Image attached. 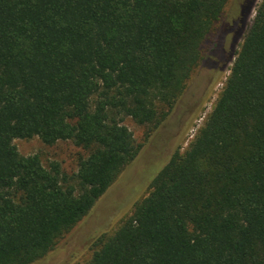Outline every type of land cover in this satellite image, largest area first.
<instances>
[{"label":"trees","instance_id":"obj_1","mask_svg":"<svg viewBox=\"0 0 264 264\" xmlns=\"http://www.w3.org/2000/svg\"><path fill=\"white\" fill-rule=\"evenodd\" d=\"M228 2L0 0V264L43 259L92 210L142 149L123 119L170 115ZM33 137L88 156L68 175L18 152ZM85 264H264V0L204 124Z\"/></svg>","mask_w":264,"mask_h":264},{"label":"rangeland","instance_id":"obj_2","mask_svg":"<svg viewBox=\"0 0 264 264\" xmlns=\"http://www.w3.org/2000/svg\"><path fill=\"white\" fill-rule=\"evenodd\" d=\"M251 1L229 0L221 23L223 34L220 32L205 41L201 66L188 81L170 115L159 126L139 125L130 117L123 119L122 124L131 131L136 143L143 145L138 156L124 168L92 210L57 241L47 256L33 264L87 263L99 239L114 233L131 215L135 204L149 194L154 178L176 151L185 150L213 110L262 0H253L242 24L238 19ZM237 33L240 35L234 42ZM14 144L22 156L38 155L45 167L53 161L59 162L68 175L75 174L80 159L88 156L87 151L71 140L47 145L33 137L16 139Z\"/></svg>","mask_w":264,"mask_h":264}]
</instances>
